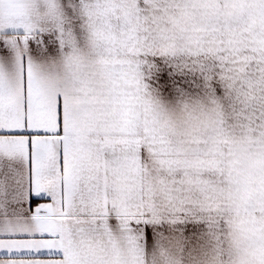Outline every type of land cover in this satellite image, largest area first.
Instances as JSON below:
<instances>
[{
    "label": "snow or ice",
    "instance_id": "1",
    "mask_svg": "<svg viewBox=\"0 0 264 264\" xmlns=\"http://www.w3.org/2000/svg\"><path fill=\"white\" fill-rule=\"evenodd\" d=\"M0 264H264V0H0Z\"/></svg>",
    "mask_w": 264,
    "mask_h": 264
}]
</instances>
